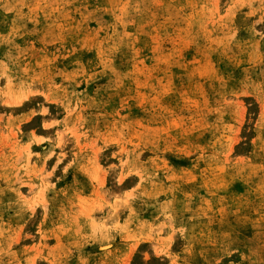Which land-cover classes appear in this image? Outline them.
<instances>
[{
	"label": "rangeland",
	"instance_id": "374dc122",
	"mask_svg": "<svg viewBox=\"0 0 264 264\" xmlns=\"http://www.w3.org/2000/svg\"><path fill=\"white\" fill-rule=\"evenodd\" d=\"M0 264H264V0H0Z\"/></svg>",
	"mask_w": 264,
	"mask_h": 264
}]
</instances>
